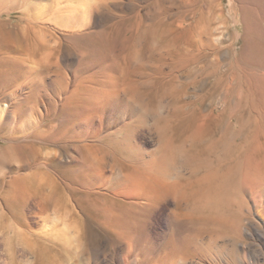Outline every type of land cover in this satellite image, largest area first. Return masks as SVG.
<instances>
[{"label":"rangeland","instance_id":"1","mask_svg":"<svg viewBox=\"0 0 264 264\" xmlns=\"http://www.w3.org/2000/svg\"><path fill=\"white\" fill-rule=\"evenodd\" d=\"M57 8L58 0H0V109L21 88L28 98L14 111L18 125L0 128V264H168L162 251L171 220L167 207L156 209L152 219L134 215L125 198L110 195L117 186L111 171L131 168L128 153H156V116L165 105L181 109L179 130L203 123L201 149L208 158L224 157L230 139L247 135L251 152L264 154L253 142L264 141V0H100L96 17L88 13L80 19ZM30 20L46 34V43L33 33L23 37L21 28ZM9 36L28 43L25 54L10 46ZM94 47L105 60L86 69ZM26 58L23 69L17 63ZM127 68L132 71L122 80L125 87H141L127 90L119 99L124 104L110 103L90 123L72 114L90 92L105 89ZM73 74L75 87L62 98ZM135 94L143 99L140 108L128 100ZM144 104L150 113L140 121L134 109L143 113ZM32 108L35 118L28 116ZM75 145L87 162L95 161L94 169L78 171L70 163ZM111 205L123 225L106 220ZM142 220L147 234L138 232L135 239L125 225ZM66 236L85 244L81 258L67 253ZM223 238L201 248L196 239L187 241V262L178 264H240L235 240L223 243ZM247 242L254 253L261 247L257 239Z\"/></svg>","mask_w":264,"mask_h":264},{"label":"bare ground","instance_id":"2","mask_svg":"<svg viewBox=\"0 0 264 264\" xmlns=\"http://www.w3.org/2000/svg\"><path fill=\"white\" fill-rule=\"evenodd\" d=\"M63 1L64 0H58L57 10L63 15L69 16L73 19H80L87 16L88 13L94 14V17L98 14L97 7L100 4V0H89L84 2H81L80 0H66L67 2L65 5H61ZM75 1L77 2L76 4H74ZM34 25L35 22L30 20L26 26L21 28L23 37H26V39L30 38L33 33L36 34L35 36H38V39L41 42L46 43V34L42 31H38ZM8 42L12 44L10 46L14 48L17 53L25 54L28 43L26 44L22 39L18 38H12ZM83 56L86 57V55ZM27 59L28 58L25 59V62L20 61L17 64L22 68L26 67ZM64 60L65 59H63V61ZM104 60L105 57L101 55L99 49L94 47V49L89 52V60L85 63L84 67L86 69L95 67ZM22 68H20L21 71H23ZM130 71L132 70L127 68L124 69L118 77H109L110 80L107 87L103 90L90 92V94L86 96V103L84 100H81L83 106L74 108L72 114H75L76 116L80 115L81 117L83 116L85 121L90 123L95 120L96 116H98L106 106L110 105L112 102H117V100L119 101L127 90L135 91L138 87H141L139 86L140 84L137 85V83L135 86L130 85L131 87H129V89L125 87L123 81L131 76ZM67 79L68 87L66 88V91H62L61 96L64 95L62 98H65L66 95V98H68V93H72L73 85L76 84L74 80L76 79V74L68 75ZM9 96L11 97H9L11 99L9 103L7 102L0 109V128L7 123L12 125V128L14 129L16 125H18V117L14 111L23 109L21 103L27 102L26 99L28 98H26L27 94L23 93V88L19 89L18 92H12ZM128 100L132 102V104L135 103L133 104L134 108L139 107L140 104L144 103L142 101L143 99L137 94L128 97ZM121 102L123 103V101ZM141 106V108H143V105ZM145 106L143 113L139 109L140 107L136 110L131 106V108L136 111L140 121H145L150 113V109ZM33 108L28 116L35 118V111H33ZM70 113H66V121L71 120L72 114ZM136 114L131 115L135 116ZM180 114L181 109L178 108L177 105H165L160 109L156 116L159 130L158 150L155 154L151 153L150 155L128 153L125 159L128 161L131 168H120L111 171V177L113 176L116 179L117 186L115 185L116 188H114V190L109 189L110 195L112 197L125 198V202H127L129 209H131L134 215L141 213V216L146 215L147 218H151L156 209L160 208L165 210L164 208L167 207V215L168 217H171V220L168 225L169 230L167 233L164 232L165 237H163V239H165L163 244L161 241V244L164 247V250L162 251H165L163 260H167L168 264H178L179 262L181 263V261L184 263L187 262L186 259L183 258V252L185 251L184 249L186 248L185 245L187 241L194 238L197 240L195 245H198V247L201 248V245L204 246V243L213 240L216 241L221 235L222 237L224 236V241L222 240L223 243H227L228 240H235L234 244L240 249L241 254L243 255L239 258L240 264H260L261 257L264 256V154L259 155L251 152L249 147L251 137L247 135L238 140H236V138H234V140L230 139L225 155L224 157H221L222 159L218 158L215 160L208 158L201 149L204 141L202 129L204 127L203 123L193 130H179L177 122ZM26 120L21 123L20 131L24 130L22 127H24L26 122L30 119ZM231 127L232 125L229 124L228 129ZM253 142H257V149L264 153V141L255 139ZM72 152L73 153L67 157L70 158V163L78 165L76 170L82 171L83 169L81 167L94 169L93 166L95 165V161H89L90 163L87 162L84 154H82L83 151H81L79 146L75 145ZM55 156L60 160L62 159L61 154ZM94 175L102 177V175L104 176V173H97ZM107 183H109L108 180ZM107 187L113 188L112 184ZM40 207L41 206H39V209H41ZM135 208H138L139 210ZM46 212L49 211L46 210ZM116 212L117 209H115L114 206L111 205L106 207L104 213L105 218L107 221L117 223L121 226L123 224L119 220L120 217ZM128 220H130V218ZM146 224V221L142 220L133 225L127 223L125 226L129 227L135 234H139L138 232L142 233L143 230L145 232V227H147ZM144 232L143 235L147 234ZM185 232L189 233L184 236ZM218 233H221V235ZM137 234H133L135 239L136 236H138ZM206 234L210 235L208 236L210 237L208 239L209 241H206ZM74 235L77 236L78 234H73V236ZM214 235H217V237L214 238ZM143 238L144 236L142 237V240H144ZM256 239L260 241L259 244L261 247L254 253L250 248L252 242H247V240ZM63 241L64 246L67 248V253L71 258L73 257L75 259L76 256L79 258L81 253L85 250V244H83L78 237H75V239H69L66 236ZM132 242L134 245L135 241ZM133 245L131 247L135 246ZM145 251L146 250H143V252ZM138 254H141V252ZM121 256L123 257V254ZM126 257L128 256L126 255ZM126 257L124 258L127 259ZM162 258H160V260ZM136 259L138 261V257H136ZM131 261L130 258V262ZM98 263L100 264V261Z\"/></svg>","mask_w":264,"mask_h":264}]
</instances>
